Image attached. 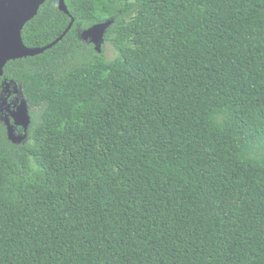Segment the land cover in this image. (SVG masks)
I'll return each mask as SVG.
<instances>
[{
    "label": "trees",
    "instance_id": "16d2710c",
    "mask_svg": "<svg viewBox=\"0 0 264 264\" xmlns=\"http://www.w3.org/2000/svg\"><path fill=\"white\" fill-rule=\"evenodd\" d=\"M59 1L0 79V264H264V0Z\"/></svg>",
    "mask_w": 264,
    "mask_h": 264
},
{
    "label": "water",
    "instance_id": "95a60500",
    "mask_svg": "<svg viewBox=\"0 0 264 264\" xmlns=\"http://www.w3.org/2000/svg\"><path fill=\"white\" fill-rule=\"evenodd\" d=\"M47 0H0V79L11 61L35 57L55 47L69 33L72 22L65 33L54 43L41 49H30L25 46L22 31L27 23L33 20ZM59 9L70 15L66 0L59 1ZM91 30V29H90Z\"/></svg>",
    "mask_w": 264,
    "mask_h": 264
},
{
    "label": "rangeland",
    "instance_id": "374dc122",
    "mask_svg": "<svg viewBox=\"0 0 264 264\" xmlns=\"http://www.w3.org/2000/svg\"><path fill=\"white\" fill-rule=\"evenodd\" d=\"M109 25L105 23L91 30L82 31L80 38L88 44H93L96 52L102 53L107 60H112L117 53L114 47L104 39ZM31 111L32 109L23 96L21 86L4 81L0 91V123L9 128L16 143L28 141Z\"/></svg>",
    "mask_w": 264,
    "mask_h": 264
}]
</instances>
